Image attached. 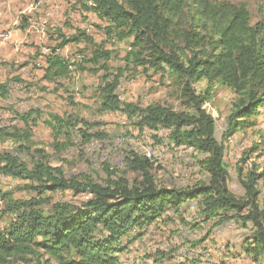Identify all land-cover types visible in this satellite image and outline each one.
<instances>
[{"label": "trees", "instance_id": "obj_1", "mask_svg": "<svg viewBox=\"0 0 264 264\" xmlns=\"http://www.w3.org/2000/svg\"><path fill=\"white\" fill-rule=\"evenodd\" d=\"M77 2L82 10L107 22L97 25L105 40L97 44L80 29L70 35L59 31V42L44 56L43 79H69L72 71L101 73L98 111L122 112L140 131L166 130L169 144L201 154L198 161L207 179L184 187L157 185L151 172L153 162L130 150L126 162L136 174L133 179L108 175L102 182L89 178L79 182L67 177L60 167L19 157L28 154L29 123L41 119L37 111L17 114L26 126L24 131L0 127V140L18 145L16 151H0V175L35 182L32 188L39 194L69 188L77 193L87 191L90 197L79 205L55 202L45 208L41 200H14L0 191L5 201L2 212L11 215L0 230V263L31 256L38 264H118L125 237L130 242L140 236V230L168 210L181 217L192 202L197 215L211 222L212 228L229 220L248 228L245 253L252 261H264V196L258 187L264 173L252 168L243 172L238 167L243 191L233 193L223 145L235 131L256 126L264 113V20L252 24L245 3L227 0ZM108 41L129 45L124 66L111 68L112 52L105 46ZM81 42L84 47L76 58L70 60L58 53L67 44ZM137 67L155 73L167 71L177 83L179 106L123 103L116 93L120 77L126 69ZM201 79L208 84L219 81L235 95L220 141L215 135V119L203 108L208 92L194 88V82ZM8 91V82H0V99L6 98ZM41 121L51 128L56 141L63 137L70 142L74 134L84 140L100 135L89 133L92 126L72 115L50 113ZM248 151L240 158L242 164ZM133 232L134 236L128 237Z\"/></svg>", "mask_w": 264, "mask_h": 264}, {"label": "rangeland", "instance_id": "obj_2", "mask_svg": "<svg viewBox=\"0 0 264 264\" xmlns=\"http://www.w3.org/2000/svg\"><path fill=\"white\" fill-rule=\"evenodd\" d=\"M227 1L245 3L252 24L264 20V0ZM106 23L93 12L82 10L77 0H0V82L7 81L9 85L8 95L0 99V127L22 132L26 126L16 115L37 111L41 120L50 113L75 116L92 126L87 129L89 133H100L89 140L74 134L70 142L63 137L56 141L51 128L41 120L31 121L27 129L29 140L25 143L28 154L19 157L26 161L36 158L60 167L67 177L79 182L87 178L102 182L108 175L136 177L126 162L127 153L132 150L153 162L151 172L157 185L184 187L206 180L207 173L198 161L201 154L169 144L166 130L140 131L122 112L98 111L97 85L101 73L72 71L69 79L56 82L43 79L44 56L59 42V31L70 35L77 29L84 30L100 44L105 35L97 25ZM105 46L112 52L111 68L124 66L123 57L129 45L124 41H108ZM83 47V42L70 43L58 53L71 60ZM194 88L197 92H208L203 108L215 119V135L220 141L235 95L219 81L208 84L204 79L197 80ZM116 93L123 103L141 107L154 102L174 107L180 104L177 83L167 71L128 68L120 77ZM223 145L229 188L240 195L243 189L238 181V167L243 172L252 168L264 173V113L256 126L235 131ZM17 146L11 140H0V151H16ZM246 151L248 157L242 164L240 158ZM36 185L30 180L0 175V191L9 193L14 200H41L45 208L55 202L79 205L90 197L87 191L77 193L69 188L39 194L32 188ZM258 187L261 197L264 196V175L259 178ZM4 202L0 197V230L11 218L2 212ZM194 203L181 217L168 210L140 230V236L130 242L125 237V249L117 254L118 264H264L261 259L252 261L245 253L248 228L232 220L212 228L211 222H204L197 215ZM0 264L38 263L28 256Z\"/></svg>", "mask_w": 264, "mask_h": 264}, {"label": "bare ground", "instance_id": "obj_3", "mask_svg": "<svg viewBox=\"0 0 264 264\" xmlns=\"http://www.w3.org/2000/svg\"><path fill=\"white\" fill-rule=\"evenodd\" d=\"M145 155L148 156V157L150 156L149 154H146V153H145Z\"/></svg>", "mask_w": 264, "mask_h": 264}]
</instances>
